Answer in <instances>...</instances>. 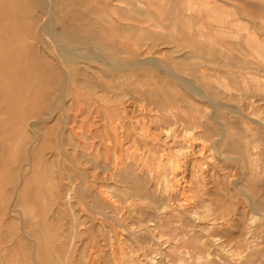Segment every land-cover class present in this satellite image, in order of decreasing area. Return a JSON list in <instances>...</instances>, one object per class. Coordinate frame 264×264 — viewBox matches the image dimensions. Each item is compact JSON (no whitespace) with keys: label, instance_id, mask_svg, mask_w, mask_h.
Returning <instances> with one entry per match:
<instances>
[{"label":"rangeland","instance_id":"obj_1","mask_svg":"<svg viewBox=\"0 0 264 264\" xmlns=\"http://www.w3.org/2000/svg\"><path fill=\"white\" fill-rule=\"evenodd\" d=\"M15 1L0 0V264H264V0H58L51 30L45 6ZM67 28L95 39L62 42ZM50 31L56 49L38 39ZM66 47L82 54L68 95L65 77L40 74L65 76ZM88 48L160 63L222 106L157 66L89 62ZM141 185L146 205L129 199Z\"/></svg>","mask_w":264,"mask_h":264},{"label":"bare ground","instance_id":"obj_2","mask_svg":"<svg viewBox=\"0 0 264 264\" xmlns=\"http://www.w3.org/2000/svg\"><path fill=\"white\" fill-rule=\"evenodd\" d=\"M116 1H118V2H120L121 0H115L114 2H116ZM14 2H16L15 0H14ZM33 4H39L40 6H45V8H46V12H48V20H47V25L45 26L46 27V29H50V23L52 24V21H51V17H52V15H53V13L55 12V10H57L58 9V7H59V4H60V2H58V0H32L31 1ZM122 2V1H121ZM13 8V7H12ZM27 8H28V6H27ZM95 9H96V6H95ZM14 10V9H13ZM35 10V9H34ZM91 10V9H90ZM93 10V9H92ZM33 14H34V12H33ZM14 16V15H13ZM35 18V17H34ZM89 19V18H88ZM37 21H38V19H37ZM43 21V20H42ZM41 23V22H40ZM116 23V22H115ZM95 24V23H94ZM49 27V28H48ZM82 27H84V26H82ZM81 27V28H82ZM38 28V27H37ZM41 29V28H40ZM45 29V28H44ZM51 30V29H50ZM96 30V29H95ZM41 32V31H40ZM43 32V31H42ZM102 32V31H101ZM95 33V32H94ZM134 33V32H133ZM42 34V33H41ZM43 35V37L42 36H40L38 39H44V40H46L47 42H48V44L52 47V48H55L56 49V40L54 39V34L50 31V32H47L45 35L44 34H42ZM36 36V37H35ZM35 36L33 35V33H31V32H29V39H30V46H29V48H30V60H32L33 62H34V64L38 67L39 65H41L40 63H42V60H41V58L39 57V54H40V52H39V54H38V51L40 50H38L37 51V44H36V40H37V35L35 34ZM111 36H112V34H111ZM113 38V37H112ZM111 38V39H112ZM93 39H95V37L93 38V35L91 34V33H87L86 31H81L80 30V28L79 29H77V28H71V29H69V28H67L66 29V32H65V36L63 37V39H62V42H69V43H73V44H77V45H79V44H84V43H86V42H90L91 40H93ZM114 40V39H113ZM116 40V39H115ZM137 40H141V39H137ZM29 41V40H28ZM46 41H44L45 43H47ZM138 42V41H137ZM38 43V42H37ZM109 43V42H108ZM139 43V42H138ZM47 45V44H46ZM48 45V46H49ZM117 45V44H116ZM152 45V44H151ZM154 45V44H153ZM157 45V44H156ZM155 45V46H156ZM60 46V45H59ZM142 46V43H141V41H140V46L139 47H141ZM145 46H146V44H145ZM150 46V45H149ZM118 48L120 47V46H117ZM144 47V46H143ZM143 47H141V48H143ZM154 47V46H153ZM180 47V46H179ZM50 48V47H49ZM67 48V47H66ZM116 48V47H115ZM128 48V47H127ZM140 48V49H141ZM145 48V47H144ZM149 48V47H148ZM152 48V46H150V50L148 51L147 49L145 50V52H143L142 54H145L147 51H148V53L150 52L151 53V50L153 49H151ZM54 49V50H55ZM58 49H59V47H58ZM69 48H67V50H68ZM85 49H87L86 47H85ZM89 49V48H88ZM117 49V48H116ZM129 49V48H128ZM127 49V50H128ZM131 49V48H130ZM130 49H129V54H130ZM133 49V48H132ZM179 49H182L181 47L179 48ZM41 50H42V48H41ZM52 50V49H51ZM84 50V49H83ZM120 50V49H119ZM136 49L134 48V51H135ZM183 50H184V48H183ZM104 50H102V53H104L103 52ZM117 51V50H116ZM132 51V50H131ZM134 51H133V53H134ZM141 51V50H140ZM177 51V50H176ZM58 52H60V55L59 56H61V60H62V66H63V69H64V72L65 73H63V75L65 74V76H62L61 74H59V73H56L53 69H49V68H47V69H45V70H40V74L42 75V78H43V81H44V79H45V77L43 76L44 74H48L49 73V77L44 81V82H46L47 84L49 83L51 86H54L56 83H58V80L60 79V77L59 76H61V77H65V85H64V87H63V94H65V95H68L69 93H70V84H71V81H72V75L74 74V69H71L70 67H72V66H74L75 64H76V61H74V58H73V56H75V57H82V54H77V52H75L74 51V49H69L68 51H66L64 48H61L60 49V51H58ZM89 53H88V56H85L88 60H89V62L91 61V62H94V63H98V64H101V65H107V66H109L110 68H112V69H114V70H118V71H123V72H128V71H131V70H134V69H136V68H141L142 70H148L150 67H158V69L160 70V71H162L163 73H166V74H168V75H171V76H173L175 79H176V81L177 80H179L180 82H182L185 86L184 87H188L196 96H199L202 100H204V101H207L208 103H210L213 107H219V106H222L221 104H219L218 102H216V101H214L213 100V98L210 96V95H208V93L204 90V89H202L201 87H199V86H196V85H193L188 79H186V78H184L183 76H181V75H179V74H177V73H175L174 72V70H168L165 66H163V65H161L160 63H155V62H153V61H148V60H144V59H137L136 61H132V62H120V61H117L116 63H114V62H111V61H108L107 60V58L108 57H111L110 55H106V54H102V53H98L95 49H89V51H88ZM171 52V51H170ZM65 53V54H64ZM66 53H67V59H66V63H67V65L65 64V60H64V56L66 55ZM95 54L96 55V57H94L93 56V54ZM125 53H127L128 54V52H126L125 51ZM43 54V53H42ZM55 54H57V53H55ZM141 54V55H142ZM162 54V53H161ZM125 55V54H124ZM136 55V54H135ZM155 55V54H154ZM153 55V56H154ZM106 56H107V58H106ZM139 56L140 55H137V58H139ZM149 56V55H148ZM112 57L114 58V56L112 55ZM131 57V56H130ZM134 57V56H133ZM144 57H146V56H144ZM49 58V57H48ZM76 59H78V58H76ZM152 59V58H151ZM154 59V58H153ZM158 59V58H157ZM203 59H205V58H203ZM28 60V59H27ZM30 60H29V62H30ZM51 60V59H50ZM80 60V59H79ZM83 60V59H82ZM53 61V60H52ZM85 61V60H84ZM28 62V61H27ZM80 62H83V61H80ZM159 62V61H158ZM161 62V61H160ZM78 63H79V61H78ZM80 64H82V63H80ZM87 64H88V62H87ZM60 65V64H59ZM39 68V67H38ZM58 69V68H57ZM89 69H91L92 70V68H89ZM95 70V69H94ZM58 71H60V70H58ZM96 71H97V69H96ZM82 74V73H81ZM98 75V74H97ZM92 77V76H91ZM94 78V77H93ZM93 78H91V79H93ZM41 81V80H40ZM60 81V80H59ZM90 81V80H89ZM253 81V80H252ZM256 81V80H255ZM61 82L63 83V81L61 80ZM179 82V83H180ZM236 82V81H235ZM208 83V82H207ZM86 84V83H85ZM89 84H90V82H89ZM100 84V83H99ZM181 84V83H180ZM182 84V85H183ZM91 85V84H90ZM103 85V84H102ZM87 86H88V84H87ZM95 86V85H94ZM100 87V86H99ZM182 87V86H181ZM44 88V87H43ZM89 88H91V86H89ZM105 89V88H104ZM97 90V89H96ZM100 90V89H99ZM105 90H108V88L107 89H105ZM187 91V90H186ZM190 91V92H191ZM231 91H232V89H231ZM107 92V91H106ZM228 92V91H227ZM233 92V91H232ZM226 94V93H225ZM53 95V94H52ZM231 95H232V93H231ZM230 95V96H231ZM237 95V94H236ZM3 96V95H2ZM1 96V97H2ZM242 96V95H241ZM248 96V95H247ZM29 97V96H28ZM198 97V98H199ZM250 97H251V95H250ZM148 98H150V97H148ZM239 98V97H238ZM151 100H152V98H151ZM1 101V100H0ZM65 102H66V100H64ZM169 101V100H168ZM48 102V101H47ZM196 102V101H195ZM1 103V102H0ZM44 103H45V101H44ZM175 103H176V101H175ZM178 103V102H177ZM176 103V104H177ZM42 104V103H41ZM40 104V105H41ZM160 104H162L161 102H160ZM68 105V104H67ZM165 105V104H164ZM206 105V104H205ZM31 106V105H30ZM75 106V105H74ZM161 106V105H160ZM170 106V105H169ZM202 106H204V105H202ZM19 108V107H18ZM41 108V107H40ZM224 108H225V106H224ZM226 108H227V106H226ZM34 109V108H33ZM76 109V108H75ZM87 109V108H86ZM166 108H163L162 109V112L165 110ZM206 109V108H205ZM205 109H204V107H203V110L204 111H202V113L203 112H206L205 111ZM210 109V108H209ZM62 112H64V113H66V105L64 104V102H63V106H62V108L60 109ZM59 110V111H60ZM169 110V109H168ZM206 110H208V109H206ZM16 111V110H15ZM38 111H40V109L38 110ZM58 111V112H59ZM75 111V110H74ZM166 111V110H165ZM164 111V112H165ZM237 111V110H236ZM35 112V111H34ZM86 112V111H85ZM83 113V114H86V113ZM95 112V111H94ZM173 112V111H172ZM175 112V111H174ZM35 113H37V110H36V112ZM34 113V114H35ZM91 113V112H90ZM167 113H168V111H167ZM34 114H33V112H32V115L34 116ZM87 114H88V112H87ZM0 115H1V113H0ZM58 115V114H57ZM56 115V116H57ZM89 115V114H88ZM87 115V116H88ZM165 115V114H164ZM55 116V115H54ZM88 117H90V116H88ZM169 117V116H168ZM201 117H202V115H201ZM201 117H199V118H201ZM205 117H206V115H205ZM204 116H203V118H205ZM211 117V116H210ZM246 117V116H245ZM65 118V117H64ZM172 118H174V117H172ZM198 118V119H199ZM250 118V117H249ZM34 119H36V117L34 116ZM53 119V118H52ZM66 119V118H65ZM65 119L63 120V121H65ZM90 119V118H89ZM183 119H185L186 120V118L184 117ZM211 119V118H210ZM46 120V119H45ZM51 120V119H50ZM91 120V119H90ZM170 120H173V119H171L170 118ZM174 120H176L175 118H174ZM179 120V119H178ZM177 120V121H178ZM204 120V119H203ZM263 120V119H262ZM44 121V120H43ZM176 121V122H177ZM180 121L182 122V120H181V118H180ZM179 121V123H181ZM188 122H189V120H187ZM186 121V122H187ZM210 121V120H209ZM121 122H122V120H121ZM176 122H174L173 121V123L175 124ZM193 122V121H192ZM201 122H203V121H201ZM200 122V123H201ZM255 123H257V124H262L261 122H259V121H254ZM32 123H34L35 124V122L33 121ZM37 123H39V122H37ZM44 123V122H43ZM42 123V124H43ZM119 123V122H118ZM117 123V124H118ZM171 123H172V121H171ZM178 123V124H179ZM183 123H184V120H183ZM194 124H195V121L193 122ZM41 124V123H40ZM41 124V125H42ZM186 124V126H190L189 125V123H188V125H187V123H184V125ZM205 124V123H204ZM33 125V124H32ZM171 125H173V124H170L169 126H171ZM183 125V124H182ZM196 125V124H195ZM195 125H194V127H195ZM198 125H200V124H197V127H203V124H202V126H198ZM40 126V125H39ZM118 126V125H117ZM124 126V125H123ZM164 126V125H163ZM175 126H176V124H175ZM185 126V127H186ZM62 127H63V124H62ZM165 127V126H164ZM166 127H168V126H166ZM165 127V128H166ZM173 127H174V125H173ZM191 127V126H190ZM47 128V127H46ZM66 128V127H65ZM164 128V129H165ZM192 128V127H191ZM167 129V128H166ZM172 129V128H171ZM170 129V130H171ZM187 129V128H186ZM27 130V129H26ZM44 130V129H43ZM42 130V131H43ZM47 130V129H46ZM49 130V129H48ZM188 130V129H187ZM191 130V129H190ZM192 130H193V128H192ZM189 131V130H188ZM36 132V131H35ZM48 132V131H47ZM34 133V132H33ZM64 133V132H63ZM62 133V134H63ZM61 134V135H62ZM43 135V134H42ZM39 136V135H38ZM29 137H30V135H29ZM60 137H62V136H60ZM42 138V137H41ZM123 139V138H122ZM32 140V139H31ZM61 140V139H60ZM83 140V139H82ZM35 141H37V140H35ZM25 142V141H24ZM41 142V141H40ZM39 142V143H40ZM86 143V142H85ZM248 143V142H247ZM32 144V143H31ZM30 144V145H31ZM34 144V143H33ZM250 143H248V150L247 151H249V150H251L252 148L250 147ZM28 146H29V144H28ZM49 146V145H48ZM78 146V145H77ZM244 146H247V145H244ZM3 147V146H2ZM27 147V146H26ZM31 147V146H30ZM29 147V148H30ZM217 148V147H216ZM247 148V147H246ZM246 148H243L242 147V149H246ZM42 149V148H41ZM40 149V150H41ZM30 150V149H29ZM260 150V148H259V145H257L256 147H254V149L251 151V152H253V151H259ZM23 151H24V149H23ZM22 151V152H23ZM238 151H240V150H238ZM3 153V152H2ZM241 153V152H240ZM246 153H248V152H246ZM250 153V152H249ZM254 153V152H253ZM253 153H251V154H247V156H244L245 157V159H249V160H252L253 158H251V157H253ZM256 153V152H255ZM28 154H30V151H29V153ZM33 154H34V152H33ZM250 157H249V156ZM255 155V154H254ZM241 156V155H240ZM258 156V155H257ZM263 156V155H262ZM29 157V156H28ZM243 159H241V163H242V161H244V157H243V155L241 156ZM255 158V157H254ZM258 158V157H257ZM247 159V160H248ZM235 160H237V159H235ZM246 160V161H247ZM247 161V162H250V161ZM254 160V159H253ZM253 160L251 161V162H253ZM255 160H256V158H255ZM254 160V161H255ZM258 161V160H257ZM29 163H30V160H29ZM253 163H255V162H253ZM31 164V163H30ZM133 164H136V163H133ZM132 164V165H133ZM249 165V164H248ZM256 165H257V162H256ZM24 166H26V165H23L22 167H24ZM30 166V165H29ZM19 167H20V165H19ZM18 167V168H19ZM131 167V166H130ZM132 167H134V166H132ZM131 167V168H132ZM137 167V166H136ZM250 167H252V168H250ZM25 168V167H24ZM248 168H250L251 169V172L253 171V172H255V169L254 170H252L253 169V165H250V166H248ZM23 169V168H22ZM21 169V170H22ZM133 169V168H132ZM249 169V170H250ZM133 170H135V169H133ZM125 171V170H124ZM16 172V170L13 172V173H15ZM122 172V171H121ZM121 172H120V175H121ZM132 172V171H131ZM134 172V171H133ZM136 173H137V171H135ZM17 173V172H16ZM122 174H125V172L124 173H122ZM134 174V173H133ZM150 174H152V173H150ZM113 175H114V173H113ZM116 175V174H115ZM114 175V176H115ZM138 175V174H137ZM132 176V175H131ZM146 176V175H145ZM144 176V177H145ZM125 177V176H124ZM140 177V176H139ZM139 177H136V179L137 178H139ZM147 177V176H146ZM150 177V176H149ZM157 177H159V176H157L156 175V179H157ZM122 178H123V176H122ZM121 178V179H122ZM133 178H134V176H133ZM143 178V177H142ZM148 178V177H147ZM152 178V177H151ZM160 178H161V176H160ZM159 178V179H160ZM124 179L125 178H123V181H124ZM145 179V178H144ZM117 180V179H116ZM132 180V179H131ZM130 180V181H131ZM135 180V178L133 179V181ZM137 180H141V179H137ZM158 180V179H157ZM157 180L155 181V180H153V181H155V182H157ZM127 181V180H126ZM144 181V180H143ZM145 181H146V179H145ZM147 182V181H146ZM154 182V183H155ZM159 182V181H158ZM171 182V181H170ZM126 182L124 181V184H125ZM128 183V182H127ZM132 183V182H131ZM139 183H141V182H139ZM144 183V182H143ZM148 184V183H147ZM147 184H144V186H146ZM153 184V183H152ZM131 185V184H130ZM129 185V186H130ZM137 185V184H136ZM150 185V184H149ZM154 185V184H153ZM133 186H135V183H134V185ZM138 186H140L139 184H138ZM142 186V189H138V187H137V190H135V191H138L139 190V192H138V195L137 194H135V195H130V197H129V199H133L134 201L137 199V201L139 200L140 202H142L143 203V205H146V202H147V200L149 199V198H147L146 197V194H145V196H144V190L146 189L145 187L143 188V185H141ZM148 186V185H147ZM146 186V187H147ZM154 186H156V185H154ZM21 187V186H20ZM153 187V186H152ZM155 188H157V187H155ZM127 189V188H126ZM131 189V188H130ZM133 189V188H132ZM136 189V188H135ZM148 189V188H147ZM147 189H146V191H147ZM71 190V189H70ZM129 190V189H128ZM134 190V189H133ZM152 190V189H151ZM122 191V190H121ZM155 191V190H154ZM230 191V190H229ZM69 192H71V191H69ZM143 192V193H142ZM149 192V191H148ZM72 193H73V191H72ZM129 193H131V192H129ZM134 193V192H133ZM146 193V192H145ZM70 194V193H69ZM114 194V193H113ZM119 194H121V193H118V195H117V193H116V196H118L119 197ZM124 194V193H123ZM122 194V195H123ZM154 194V193H153ZM115 195V194H114ZM125 195V194H124ZM123 195V196H124ZM128 195V194H127ZM149 195V194H148ZM151 195V194H150ZM158 195V194H157ZM33 196V195H32ZM69 196V195H68ZM129 196V195H128ZM154 196V195H153ZM153 196H151V197H153ZM156 196V195H155ZM120 197H121V195H120ZM119 197V198H120ZM125 198V197H124ZM159 198V197H158ZM34 199V198H33ZM69 199H72V196H71V194H70V197H69ZM122 199V201L124 200L123 199V197L122 198H120V200ZM157 199V198H156ZM160 199V198H159ZM161 200H162V198H161ZM130 201V200H129ZM150 201H151V199H150ZM153 201H156V200H153ZM153 201H151V202H153ZM164 201V200H163ZM162 201V203L161 202H159V203H161L160 204V206H161V209H162V211H163V208L165 207L164 205H165V203ZM125 202H127V198H126V200H125ZM153 203H155V202H153ZM156 203H157V201H156ZM159 203L157 204V206H159ZM164 204V205H163ZM251 204V203H250ZM17 207V206H16ZM132 207V206H131ZM18 208V207H17ZM115 208V207H114ZM108 209V206H106V210ZM111 209H113L112 207L110 208V210ZM116 209V208H115ZM119 209V208H118ZM123 209V208H122ZM121 209V210H122ZM126 209H127V207H126ZM160 209V208H159ZM251 209V208H250ZM113 211V210H112ZM114 212H115V210H114ZM118 212L120 213V210H118ZM112 213V212H111ZM118 213V214H119ZM112 214H114V213H112ZM117 214V213H116ZM115 214V217L118 215H116ZM119 216V215H118ZM120 217V216H119ZM155 216H153L151 219H152V221L154 222V218ZM121 218V217H120ZM222 218V217H221ZM108 219V218H107ZM150 219V220H151ZM141 223H143L144 224V222H141ZM140 223V224H141ZM134 224H136V223H134ZM153 224V223H152ZM154 224H156L158 227H159V224H157V222H154ZM161 224V223H160ZM74 225V230L76 231V224H73ZM142 225V224H141ZM155 225V226H156ZM164 225V224H163ZM13 226V225H12ZM153 226V225H152ZM169 226H171L170 224H169ZM150 227V226H149ZM161 227V226H160ZM189 227V226H188ZM48 228V227H47ZM76 228V229H75ZM151 228V227H150ZM149 228V229H150ZM154 228V227H153ZM163 229V228H162ZM48 230V229H47ZM155 230H158L159 232V235L158 236H160V238H163V237H165V236H167L168 234H169V232L168 233H166L165 232V229H163V230H160V229H158V228H155ZM177 230V229H176ZM74 231V233H78L77 231L75 232ZM144 231H145V229H144ZM147 231V230H146ZM175 231V230H174ZM73 233V234H74ZM108 233V232H107ZM170 233H172L171 231H170ZM39 234V233H38ZM5 235V234H4ZM3 235V237H5V236H7V234L4 236ZM77 235V234H76ZM34 238V237H33ZM23 239V238H22ZM56 239V238H55ZM58 239V238H57ZM56 239V240H57ZM185 239V238H184ZM24 240V239H23ZM160 240V239H159ZM3 243H4V238H3ZM60 241V240H59ZM107 241V240H106ZM19 242V241H18ZM34 242H36V241H34ZM24 243H25V240H24ZM24 243H22V244H24ZM56 243V242H55ZM109 243V242H108ZM37 244V243H36ZM71 246V245H70ZM57 248V247H56ZM164 248V247H163ZM20 249V248H19ZM55 249V248H54ZM150 249V248H149ZM34 250H35V248H34ZM53 250V249H52ZM35 253V252H34ZM51 253H52V251H51ZM50 253V254H51ZM125 254V253H124ZM52 255V254H51ZM153 256V255H152ZM197 256H199V255H197ZM203 256V255H202ZM51 257V256H50ZM113 257V256H112ZM200 257V256H199ZM63 258V257H62ZM67 258V257H66ZM70 258V257H69ZM197 258V257H196ZM173 259V258H172ZM171 259V260H172ZM32 260V259H31ZM175 260V259H174ZM177 261H178V258L176 259ZM181 260V259H180ZM156 261V260H155ZM184 261V260H183ZM183 261H181L180 263H184L185 264V261L183 262ZM247 261V260H246ZM245 261V262H246ZM249 261V260H248ZM51 262V261H50ZM152 262V261H151ZM172 263H175L173 260L171 261ZM73 263V262H72ZM153 263H155V262H153ZM179 263V262H178ZM247 263V262H246ZM50 264V263H49ZM67 264V263H66ZM70 264V263H69ZM253 264V263H252Z\"/></svg>","mask_w":264,"mask_h":264},{"label":"crops","instance_id":"obj_3","mask_svg":"<svg viewBox=\"0 0 264 264\" xmlns=\"http://www.w3.org/2000/svg\"><path fill=\"white\" fill-rule=\"evenodd\" d=\"M200 1H203V0H200ZM204 1H211V0H204Z\"/></svg>","mask_w":264,"mask_h":264}]
</instances>
